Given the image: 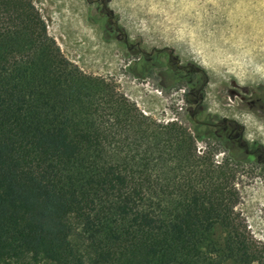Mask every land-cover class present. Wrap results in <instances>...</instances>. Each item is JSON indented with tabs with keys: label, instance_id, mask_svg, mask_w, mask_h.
I'll return each mask as SVG.
<instances>
[{
	"label": "trees",
	"instance_id": "obj_1",
	"mask_svg": "<svg viewBox=\"0 0 264 264\" xmlns=\"http://www.w3.org/2000/svg\"><path fill=\"white\" fill-rule=\"evenodd\" d=\"M200 138L73 65L32 0H0V264H264L240 156Z\"/></svg>",
	"mask_w": 264,
	"mask_h": 264
},
{
	"label": "rangeland",
	"instance_id": "obj_2",
	"mask_svg": "<svg viewBox=\"0 0 264 264\" xmlns=\"http://www.w3.org/2000/svg\"><path fill=\"white\" fill-rule=\"evenodd\" d=\"M32 1L48 35L83 73L114 82L142 113L158 122L175 121L198 132L199 147L213 148L216 161L231 152L240 156L236 209L250 234L264 243V166L257 163L263 154L231 148L216 126L225 118L236 120L244 126L245 141H257L264 152V0ZM108 19L127 40L113 31ZM153 49H165L154 66L140 60V50ZM171 51L181 65L204 71L194 76L206 77L203 109L194 117L188 112L191 103L183 97L186 84L163 87L158 77L170 67L176 70V61H168ZM209 230L223 243L225 226L214 224Z\"/></svg>",
	"mask_w": 264,
	"mask_h": 264
},
{
	"label": "flooded vegetation",
	"instance_id": "obj_3",
	"mask_svg": "<svg viewBox=\"0 0 264 264\" xmlns=\"http://www.w3.org/2000/svg\"><path fill=\"white\" fill-rule=\"evenodd\" d=\"M108 23L114 26V32L121 34L122 37L127 40V35L122 33L118 29L117 24L112 23L110 19H108ZM164 50L153 49L150 52L140 50V53L142 55V58H140V60L144 63L151 61L152 65L154 66L156 59H158V61L161 60V57L164 54ZM168 61H176V70L170 67L169 71L165 73L159 72L158 77L161 80V84L163 85V87H168L169 85H173L177 82L185 83L187 88L182 91L183 97L184 99L193 98L195 100L193 103H191L188 109V112L192 113L194 117L198 113V110L203 109L201 102L204 99V90L206 87L205 76L200 80H194V76L197 77L201 74L203 75L204 71L202 69L196 68L192 64L181 65L178 59H174L172 51L168 54ZM167 78L168 81L166 80ZM216 126L221 127L222 131L227 137V143L229 144L228 146H230L231 148H245L247 151V155H253L254 153L263 154V156L257 160V163L264 166V152L260 149L259 143L257 141H253L250 144L245 141L244 126L239 125L236 120L229 118H225L222 124ZM217 136L221 138L223 137V134L217 133Z\"/></svg>",
	"mask_w": 264,
	"mask_h": 264
},
{
	"label": "bare ground",
	"instance_id": "obj_4",
	"mask_svg": "<svg viewBox=\"0 0 264 264\" xmlns=\"http://www.w3.org/2000/svg\"><path fill=\"white\" fill-rule=\"evenodd\" d=\"M250 122V121H249ZM251 123V122H250ZM250 126V125H249Z\"/></svg>",
	"mask_w": 264,
	"mask_h": 264
}]
</instances>
